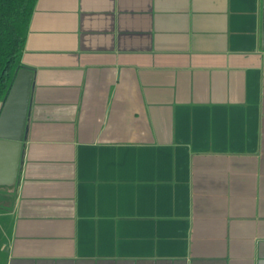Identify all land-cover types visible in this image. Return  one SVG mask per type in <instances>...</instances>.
I'll use <instances>...</instances> for the list:
<instances>
[{
  "label": "crops",
  "instance_id": "0c3cea01",
  "mask_svg": "<svg viewBox=\"0 0 264 264\" xmlns=\"http://www.w3.org/2000/svg\"><path fill=\"white\" fill-rule=\"evenodd\" d=\"M0 264H264V0H36Z\"/></svg>",
  "mask_w": 264,
  "mask_h": 264
},
{
  "label": "water",
  "instance_id": "95a60500",
  "mask_svg": "<svg viewBox=\"0 0 264 264\" xmlns=\"http://www.w3.org/2000/svg\"><path fill=\"white\" fill-rule=\"evenodd\" d=\"M33 84V70L22 66L6 97L0 101V185H11L17 177Z\"/></svg>",
  "mask_w": 264,
  "mask_h": 264
},
{
  "label": "trees",
  "instance_id": "16d2710c",
  "mask_svg": "<svg viewBox=\"0 0 264 264\" xmlns=\"http://www.w3.org/2000/svg\"><path fill=\"white\" fill-rule=\"evenodd\" d=\"M36 0H0V101L23 65L20 58Z\"/></svg>",
  "mask_w": 264,
  "mask_h": 264
}]
</instances>
